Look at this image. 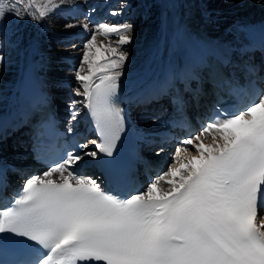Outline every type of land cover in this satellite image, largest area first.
<instances>
[{"label": "snow or ice", "instance_id": "snow-or-ice-1", "mask_svg": "<svg viewBox=\"0 0 264 264\" xmlns=\"http://www.w3.org/2000/svg\"><path fill=\"white\" fill-rule=\"evenodd\" d=\"M68 2L0 0V30L9 15L39 22ZM33 8L38 17L29 15ZM84 20L64 26L85 32L72 90L83 99L69 101L67 133H74L82 106L99 142H73L55 158L37 152L49 161L45 167L25 174L11 197L0 198V264H264V89L253 86L240 106L215 109L198 134L177 142L154 181L130 190L118 168L107 166L111 161L101 163V154L114 159L125 130L115 97L134 25H93L90 14ZM112 35L115 44H98V36ZM101 48L107 55L98 59ZM4 59L0 54V63ZM245 67L258 72L251 63ZM173 103L182 110L180 98ZM87 157L104 168V180L83 170ZM5 186L0 164V189Z\"/></svg>", "mask_w": 264, "mask_h": 264}, {"label": "bare ground", "instance_id": "bare-ground-1", "mask_svg": "<svg viewBox=\"0 0 264 264\" xmlns=\"http://www.w3.org/2000/svg\"><path fill=\"white\" fill-rule=\"evenodd\" d=\"M203 1L87 0V3L94 2L96 4L95 11L90 12L93 25L97 24L100 19L107 23L109 21V24L128 22L134 25L132 42L123 46L129 53V57L126 61L124 74L121 77V83L131 81L141 83L130 94L148 90L159 83L165 74L169 56H171V63H174V65L180 67L191 65L190 58H188L185 50L183 29L190 30L200 45L210 48L220 57L236 59L240 55L241 48L234 33L237 29H242L243 26L256 25L264 21V7L260 2L256 5L255 13L247 11L243 14H237V9L216 11L215 8L216 10L211 9L213 15L208 16L204 6L207 4L212 6L214 3H204ZM56 2H59V0H56ZM27 3L28 0H24V4ZM36 3L43 6L44 0H36ZM84 3L85 0H69L54 15H50L39 22H34L32 19H16L14 16L9 15L15 19V23L9 24L8 21H5L3 29L0 30V45H2L0 54L6 56V59L2 61V67H0V122H3L0 129V163L4 166L14 168L23 166L27 170H31L32 164L23 161V158L27 156L26 152H8L1 145L4 134L10 130L19 118L18 105L21 96L22 77L30 64L37 67L40 77L39 86L47 100L52 102L53 105L54 103L59 106L65 105L58 111L56 108V111L58 114H62L63 117L68 116L67 119H69L66 103L54 102V98L60 95L58 90L60 87H76L74 73L72 74L71 71L79 67V63L72 62V54L70 53L64 56L70 58L69 60L66 62L65 60L60 61V56L56 55L53 46L60 41L72 44L74 41L76 43L84 40L85 32L82 27H75L71 30H66L64 27L67 24L66 12L76 13L77 15L86 14L88 9ZM113 10L120 12V15H110ZM29 15L38 17V12L33 8ZM53 19L59 21L52 24ZM60 23L62 25H58ZM117 39L118 37L115 35L107 38L98 36V44L102 42L107 46L109 41L115 44ZM31 41L33 47L32 45L29 46ZM106 55L107 53L101 48L97 53V58L102 59ZM80 58L75 59L79 60ZM65 63L67 64L65 65ZM66 69H69V71ZM75 99L82 100L83 98ZM79 107L81 111L78 113V119L73 124L75 131L82 128L87 114V109L82 106ZM146 114H139L140 120L131 119L127 116L125 129L130 127L131 130H142L145 133L159 131L161 120H147L144 118ZM67 127L68 124L65 128L67 129ZM24 139V131L21 130L18 134L11 135L10 139L7 140L12 145H17L18 149H21L22 146L19 142ZM210 140L211 137L209 136L205 139V143ZM91 145H88L90 150L93 149L90 147ZM172 151L171 147H167L159 155H157V151H154L152 156L158 160L168 159V161H171ZM85 159L87 161L91 158L87 157Z\"/></svg>", "mask_w": 264, "mask_h": 264}, {"label": "rangeland", "instance_id": "rangeland-1", "mask_svg": "<svg viewBox=\"0 0 264 264\" xmlns=\"http://www.w3.org/2000/svg\"><path fill=\"white\" fill-rule=\"evenodd\" d=\"M204 3H208V2H212V3H214L212 6H210V5H205L204 6V10L207 12V15L208 16H210V15H213V10L215 9L216 11H225V10H228V9H237L238 11H237V14H243V13H245V12H247V11H251L252 13H255L256 12V5H257V3H261L262 4V6L264 7V0L262 1V0H204L203 1ZM89 4V5H88ZM84 5H86V8L88 9L87 11H86V14H90V12H91V9L92 8H94L95 9V3L94 2H88L87 4L86 3H84ZM233 6V7H232ZM240 8V9H239ZM211 9H213V10H211ZM255 10V11H254ZM89 12V13H88ZM93 12V11H92ZM67 16V17H66ZM66 18L65 19H67L66 20V23H85L86 21L84 20V16H85V14L83 15V14H76V13H74V14H70L69 12H66ZM91 16V15H90ZM78 18V19H77ZM12 19V21H10ZM15 19L13 18V17H11V16H9L8 18H7V20L6 21H8L9 22V24L10 23H15V21H14ZM57 21H59L58 19L56 20V19H53L52 20V24H56L57 23ZM106 21V20H105ZM102 22H104L102 19H100V21H98V23H102ZM108 23H110L109 21H108ZM58 25H62V23H60V24H58ZM59 28H61L60 26H58ZM83 38V37H82ZM84 39V38H83ZM83 41V40H82ZM82 41H79V42H76V43H74V42H72V44H69L68 42H64V41H60V42H58V44H56V45H54L53 46V50H54V52L56 53V55L57 56H60L59 57V59H60V61H63V60H65V62L67 61V60H69L70 58H65L64 56L68 53H70V54H72L71 55V57H72V62L74 63V62H77V64L79 63L78 61V59H75V58H80L81 56H82V48H83V42ZM32 45V47H33V43H32V41L29 43V46H31ZM73 45H75V47H73ZM31 47V48H32ZM73 49V50H72ZM65 50V51H64ZM62 51V52H61ZM64 51V52H63ZM67 63H65V65H66ZM2 63H0V67H2ZM76 68H78V67H76ZM67 71H69V69H66ZM74 70V69H73ZM71 71L72 72V74L74 73V71ZM75 86H72V87H70L69 89H63L64 87H62L61 88V90H59L60 91V95L58 96V97H55V101H61V102H64V103H66L67 105L69 104V101H70V99H75V98H79V97H75L74 95H73V92H72V90H73V88H74ZM68 92H67V91ZM61 95H63V96H61ZM70 95V96H69ZM68 97V98H67ZM67 108H68V106H66ZM151 120H154V119H151ZM67 123L65 122V125H66ZM8 150L11 152H19V151H21V150H17V149H13V148H11V146H9V148H8ZM17 150V151H16ZM90 150V149H89ZM8 151V152H9ZM169 163H170V161H169ZM169 163H168V165H169ZM166 169V168H165Z\"/></svg>", "mask_w": 264, "mask_h": 264}]
</instances>
